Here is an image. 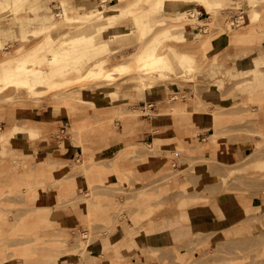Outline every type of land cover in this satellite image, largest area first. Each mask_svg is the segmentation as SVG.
I'll use <instances>...</instances> for the list:
<instances>
[{
    "label": "rangeland",
    "instance_id": "obj_1",
    "mask_svg": "<svg viewBox=\"0 0 264 264\" xmlns=\"http://www.w3.org/2000/svg\"><path fill=\"white\" fill-rule=\"evenodd\" d=\"M87 1L66 0V4L99 9L103 4L124 6L127 2ZM64 6L59 0H19L3 11L0 59L8 48L18 46L16 38L23 30L62 23L55 13ZM256 8L264 12V0H224L208 11L197 2L165 1L150 10L153 28L144 35L132 32L131 16L103 26L93 38L108 46L80 70L67 74L79 76L72 82L60 83L54 90L38 86L20 93L19 89L7 99L6 90L0 91V134L7 136L0 139V264H132L131 256L137 257L141 250L136 240L147 233L145 212L149 211L151 218L169 212L190 222L195 220L191 213L198 205L208 207L223 192L232 193L247 214L243 221L250 228L248 234L228 235L221 224L210 225L202 217L204 224L196 226L192 238L178 249H148V260L152 264H264V212L252 203V197L264 192V129L260 127L264 107L253 108L264 103V62L254 74L246 73L251 63L242 71L251 59H264V19L257 20L263 23H257L263 36L252 37L253 43L251 38L234 41L221 36L224 28H245ZM235 13L239 21L233 23L231 15ZM176 15L184 25L173 31L189 33L183 39L163 37ZM61 27L53 31L58 37L65 30L68 35L93 30ZM155 36L161 38L157 52L167 56L171 65L152 88L137 87L143 71L98 81L81 77L94 60L106 56L112 62L126 61ZM206 37L212 39L209 50L199 46ZM33 38L28 45L34 43ZM247 44L253 48L248 50ZM180 55L190 58L182 60ZM247 55L250 57L244 58ZM208 90L222 96L239 92L241 100L221 107L206 100ZM198 113L211 120L207 123L209 133L203 135L210 136L197 142L177 137L180 129L196 136L205 131L191 122ZM131 118L135 123L150 121L151 134L142 143L124 148L128 143L115 133H120L122 124L126 128ZM42 121L47 130L24 137L7 135L11 124L28 127ZM164 136L163 145L154 147L156 139ZM235 140L249 142L252 147L239 163H221L201 151L210 145L228 147ZM148 166H155L156 171L145 180L140 171ZM245 203L253 206L247 212ZM90 206L96 207L94 213H89ZM182 212L189 214L188 220L181 218ZM105 214L118 219L108 231L103 230L111 225L110 219L108 223L100 219ZM125 224L136 226L128 244L122 246L124 251L101 257L102 248L97 246L103 235L117 228L123 237Z\"/></svg>",
    "mask_w": 264,
    "mask_h": 264
},
{
    "label": "bare ground",
    "instance_id": "obj_2",
    "mask_svg": "<svg viewBox=\"0 0 264 264\" xmlns=\"http://www.w3.org/2000/svg\"><path fill=\"white\" fill-rule=\"evenodd\" d=\"M18 1L19 0H0V18L2 17L1 13L3 11H7ZM59 1L62 2L63 6H65L64 8L62 7V11L56 12L55 15L61 18L60 22L62 23L55 21L52 24H47L36 29L23 30L21 35L16 38L18 46L12 47L10 50H8V48L4 53V56L0 59V91L6 90V93L4 94V97H6L5 99L11 96V92L14 93L19 89L20 93L22 92V89H25L24 92L33 91L35 87L38 86H43L47 90H54L60 83L72 82L77 79L79 76L69 77L66 75L71 73L73 70H80L81 65H84L89 60H93V57H95L94 54L102 52V50L108 46L107 43L97 44L93 38V36L98 34V31H100V29H102L105 25L119 23L123 21L126 16H131L132 19L130 21L132 24L129 27L132 32H137L138 36H141L144 35L146 31L153 28V25H151L152 22L149 20L150 10L156 8L157 6L164 5L165 1L184 3L197 2L208 11L213 7L215 8L216 6H220L224 0H127L126 5L124 6L121 4L118 6L103 4V6L99 9L91 7L73 8L69 4H66V0ZM127 5L130 7H127ZM263 13L262 9H252L249 14V22L245 24V28L236 29L234 31L232 30L234 28L231 29L225 26L227 29H222V38L233 37L235 41V39L243 40L246 38H251L252 40V37L256 38V36H263L261 31V33L258 32L260 28L257 30V20L261 17L264 19V16L262 15ZM190 15L194 16L192 11H190ZM172 18L174 21L171 20V24H168L164 30L163 37L170 36L175 39H183V37H185V35L189 32L184 31L185 34H182V32L173 31L174 29L181 28L184 24L181 23L182 21L179 16H172ZM262 21L264 22V20ZM261 24L263 25L262 22ZM64 25L71 26L72 28H93V30L88 33L80 32L73 35H68L69 31L65 30L59 35V37L57 34H54V30L62 28L61 26ZM33 37H37L39 39L35 38L34 40ZM30 38H33L34 43L30 42L28 45ZM159 39L161 40V38H157L156 36L153 37V40L149 44L147 43L146 45L139 47L134 56L127 58L126 61L112 62L109 57H100L89 65L87 71L81 74V77L91 78L98 81L101 79L108 80L114 78L116 77L115 75H122L121 73H124L125 75H132L133 73L143 71L142 73H139L141 84L137 87L143 90H148L157 83V79L164 73V69L171 65L167 56L157 52V42ZM211 40L212 39L206 37L202 39L200 42L201 45L199 46L203 47V49L209 50V47L212 45ZM251 40L248 41V44L249 42L250 44L253 43V40L252 43ZM249 45L248 50L253 48V46L250 47L251 45ZM180 56L182 60H184V57L190 58L185 55ZM262 62H264L262 56L254 58L246 73H255V68H257ZM108 65H111V67L107 68ZM143 74L146 75V77L149 75V79H145ZM65 100H67V98ZM40 130H47L46 122L42 121L40 123H29L28 127H23L20 124L14 123L11 124L7 135L8 137H24L29 136L30 133H35ZM215 132L218 131L216 130ZM5 137L7 136L0 134L1 140ZM161 145L162 144L159 141H156L153 144V146L157 148ZM131 146L125 145L124 148H129ZM0 152H2L1 149ZM142 197L143 199L147 198L145 195H142ZM106 204H108V202ZM95 208L93 209L92 206L89 212L94 213ZM202 213H204L203 210ZM149 214L150 212L147 211L143 215L148 217L146 218V221L148 220L147 223H149L152 219V216H149ZM102 219L107 223L109 222V217L104 216ZM182 255L183 253L180 254L181 259H183Z\"/></svg>",
    "mask_w": 264,
    "mask_h": 264
},
{
    "label": "crops",
    "instance_id": "obj_3",
    "mask_svg": "<svg viewBox=\"0 0 264 264\" xmlns=\"http://www.w3.org/2000/svg\"><path fill=\"white\" fill-rule=\"evenodd\" d=\"M85 2H88L85 0ZM201 6V5H200ZM203 7V6H202ZM204 8V7H203ZM258 55V54H257ZM256 55H254L255 57ZM250 57L249 55L245 56L244 58ZM247 62L242 69L245 70L252 62ZM258 91H263L262 89H258ZM206 93V100L210 103H214L221 107H230L234 102H238L241 100V95L239 92L231 93V95L222 96L220 93H217L216 91H205ZM258 107H264V103L260 106L258 104L253 105L254 110H257ZM192 123L196 124V128L198 130L205 129V131H201L197 133V136L195 134L187 135L185 130H177L176 135L177 137H180L182 139H185L186 141L189 140V138L194 139L195 142L199 141L200 139H205L209 136H203L204 134L209 133V128L211 126H208L207 123L211 122L210 119H206L205 116L202 114H193L192 117ZM148 119V118H147ZM129 125L124 128V124H122V127L120 129V133H115L116 136H120L121 139L126 141L128 144L131 145L133 142L142 143L147 136L151 134L149 123L150 121L146 120L144 122H136L133 121L131 118L129 120ZM176 124H178L176 122ZM198 125V126H197ZM260 126V125H259ZM261 129H264V124L261 123ZM195 128V127H194ZM178 129V128H177ZM123 130V134L122 131ZM101 137V135H100ZM119 138V137H117ZM165 139V136L156 139L159 142H162ZM102 140V138H101ZM121 140V141H123ZM155 140V138L153 139ZM120 140H118V143ZM152 141L147 142L148 145H150ZM223 144H227L226 141L222 142ZM252 147L249 142L246 141H234L231 143L228 147L224 146H209L204 147L201 151H204L203 154L207 158L215 159L218 162L225 163L228 165L239 163L242 161L247 154L251 151ZM154 171H156L155 166H148L143 168L140 171V177L142 179H149L153 174ZM252 202L255 207H258L261 212H264V192H259L258 195H255L252 197ZM244 203V202H243ZM242 203V205H243ZM194 203H192L193 205ZM187 204L186 206H188ZM251 205L245 203L244 208L245 211H249L251 209ZM92 208V206L89 207V210ZM239 208V210H237ZM243 209V207H242ZM96 210V208H95ZM201 212H200V211ZM202 210L204 213H202ZM90 213V212H89ZM193 214V220L190 222H182L177 217L175 218L174 215H172L169 212H164L158 215L156 217L152 218L149 223H147L144 226V230L147 228V233H143L140 235L139 238H137L136 243L138 244L139 248L144 251H138L137 257L131 256V262L132 264H152L150 260H148L146 251L149 249V251H156L158 249H165L168 248L170 250L178 249V246L186 242V240L192 238L194 236L195 228L196 226L203 225L204 221L202 217H206L208 220L207 223L210 222V225H214L216 223L221 224V229L224 230L228 235H236V236H244L248 234V231H250V228L247 225V222L243 221L244 218L246 219L247 214H243L242 210L240 209V204L238 203L237 199L232 193L223 192L220 194H217L215 198L210 201L208 204V207H202L197 206L194 209ZM109 217L111 225L106 226V228L103 231H108L109 229L114 228L116 225L117 220H114V218H110V215H102L100 219L102 220V217ZM181 218L184 220L189 219V214L186 212H182ZM192 218V217H191ZM232 219H235V222H232ZM104 226V225H102ZM135 227L134 226H123V237L119 229H115L111 233H107L106 235H103V238L101 239L100 245L97 247L101 250V257L107 256L108 253H111L113 251L119 253L124 251L123 247L124 245L128 244V237H131V235L134 232ZM122 237V238H121ZM132 238V237H131ZM130 240L132 241V239ZM116 242H118V246H116ZM116 246V247H115ZM176 251V250H175ZM174 251V252H175ZM181 253H185V249H181ZM178 251V252H180ZM180 253V254H181ZM52 258V255L48 256L47 259L50 261ZM47 260V261H48ZM53 264H60L59 262L53 263Z\"/></svg>",
    "mask_w": 264,
    "mask_h": 264
},
{
    "label": "built area",
    "instance_id": "obj_4",
    "mask_svg": "<svg viewBox=\"0 0 264 264\" xmlns=\"http://www.w3.org/2000/svg\"><path fill=\"white\" fill-rule=\"evenodd\" d=\"M237 16H238L237 13L231 15V20H232L233 23H235V22L238 21V18H239V17H237ZM240 17H242V18L244 19V17H245V12H242ZM201 30H202V26L199 25V31H201Z\"/></svg>",
    "mask_w": 264,
    "mask_h": 264
}]
</instances>
